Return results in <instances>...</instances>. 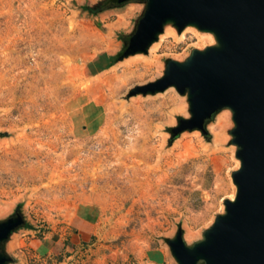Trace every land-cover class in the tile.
Masks as SVG:
<instances>
[{
	"label": "rangeland",
	"instance_id": "374dc122",
	"mask_svg": "<svg viewBox=\"0 0 264 264\" xmlns=\"http://www.w3.org/2000/svg\"><path fill=\"white\" fill-rule=\"evenodd\" d=\"M145 9L0 0V220L18 208L25 219L6 246L11 264H177L168 240L179 229L200 240L235 195L229 110L208 137L172 140L186 97L130 95L213 35L168 26L147 55L111 60Z\"/></svg>",
	"mask_w": 264,
	"mask_h": 264
},
{
	"label": "water",
	"instance_id": "95a60500",
	"mask_svg": "<svg viewBox=\"0 0 264 264\" xmlns=\"http://www.w3.org/2000/svg\"><path fill=\"white\" fill-rule=\"evenodd\" d=\"M145 3L146 9L118 61L147 55L165 28L193 27L213 35L215 44L193 49L184 61L169 60L163 75L134 88L130 95H156L174 88L185 96L189 118L170 131L208 137L215 115L229 110L231 142L239 168L231 178L233 200L216 216L202 238L187 244L182 229L168 240L177 264H264V0H117ZM1 135V134H0ZM21 209L0 220V264H11L6 250L11 236L24 227Z\"/></svg>",
	"mask_w": 264,
	"mask_h": 264
},
{
	"label": "trees",
	"instance_id": "16d2710c",
	"mask_svg": "<svg viewBox=\"0 0 264 264\" xmlns=\"http://www.w3.org/2000/svg\"><path fill=\"white\" fill-rule=\"evenodd\" d=\"M104 5H105V1L104 2H100L98 5H96L93 8H88V10L90 11L91 14H98V13H100L102 11H105L107 9L106 7H104ZM118 58H119L118 56H115V57H112L111 60L113 62H117Z\"/></svg>",
	"mask_w": 264,
	"mask_h": 264
},
{
	"label": "bare ground",
	"instance_id": "6f19581e",
	"mask_svg": "<svg viewBox=\"0 0 264 264\" xmlns=\"http://www.w3.org/2000/svg\"><path fill=\"white\" fill-rule=\"evenodd\" d=\"M193 28V27H192ZM191 29V28H190ZM171 30H167V32H170ZM197 33V32H196ZM181 34V33H180ZM199 36V35H198ZM154 49V48H153ZM145 59V58H144ZM136 61V60H135ZM146 61V60H145ZM144 61V62H145ZM149 61V60H148ZM139 62V61H138ZM219 120H222V116H219L218 118H217V120L216 121H219ZM239 166H240V164H239ZM136 184V183H135ZM235 195H236V193H235ZM235 195H232V196H230V200H233L234 198H235Z\"/></svg>",
	"mask_w": 264,
	"mask_h": 264
},
{
	"label": "flooded vegetation",
	"instance_id": "af4514ba",
	"mask_svg": "<svg viewBox=\"0 0 264 264\" xmlns=\"http://www.w3.org/2000/svg\"><path fill=\"white\" fill-rule=\"evenodd\" d=\"M125 49V48H124Z\"/></svg>",
	"mask_w": 264,
	"mask_h": 264
}]
</instances>
